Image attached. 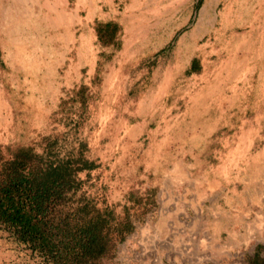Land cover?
I'll list each match as a JSON object with an SVG mask.
<instances>
[{"label":"rangeland","instance_id":"1","mask_svg":"<svg viewBox=\"0 0 264 264\" xmlns=\"http://www.w3.org/2000/svg\"><path fill=\"white\" fill-rule=\"evenodd\" d=\"M196 1L0 0V147L66 132L52 113L86 85L90 119L66 141L101 164L87 193L120 213L158 189L103 264H245L264 246V0ZM94 19L121 25L109 61ZM0 264H25L1 236Z\"/></svg>","mask_w":264,"mask_h":264},{"label":"trees","instance_id":"2","mask_svg":"<svg viewBox=\"0 0 264 264\" xmlns=\"http://www.w3.org/2000/svg\"><path fill=\"white\" fill-rule=\"evenodd\" d=\"M91 30L98 45L109 50L100 58L109 61L120 49L121 25L116 19H94ZM101 65L96 62L93 85L99 82ZM199 71L193 58L184 74ZM91 99L88 86L73 87L52 113L66 132L52 129L28 144L0 147V236L14 245L25 264H103L133 233V219L141 222L156 205V187L130 189L120 213L119 205L87 193L90 174L101 164L89 157L86 142L67 143L66 137L68 123L77 132L90 119ZM245 264H264V246L257 244Z\"/></svg>","mask_w":264,"mask_h":264},{"label":"bare ground","instance_id":"3","mask_svg":"<svg viewBox=\"0 0 264 264\" xmlns=\"http://www.w3.org/2000/svg\"><path fill=\"white\" fill-rule=\"evenodd\" d=\"M145 234H146V232H145ZM141 237H142V235H141ZM148 237H149V235H148ZM159 239V238H158ZM143 242V241H142Z\"/></svg>","mask_w":264,"mask_h":264}]
</instances>
